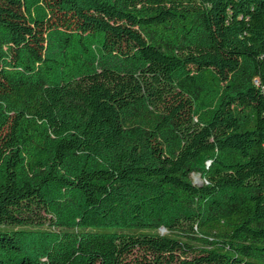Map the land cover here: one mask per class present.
Here are the masks:
<instances>
[{"label": "trees", "instance_id": "obj_1", "mask_svg": "<svg viewBox=\"0 0 264 264\" xmlns=\"http://www.w3.org/2000/svg\"><path fill=\"white\" fill-rule=\"evenodd\" d=\"M0 264H264V0H0Z\"/></svg>", "mask_w": 264, "mask_h": 264}, {"label": "rangeland", "instance_id": "obj_2", "mask_svg": "<svg viewBox=\"0 0 264 264\" xmlns=\"http://www.w3.org/2000/svg\"><path fill=\"white\" fill-rule=\"evenodd\" d=\"M194 181L197 184H202L203 179L199 175H194ZM161 232L166 233L167 231L165 229H162Z\"/></svg>", "mask_w": 264, "mask_h": 264}]
</instances>
